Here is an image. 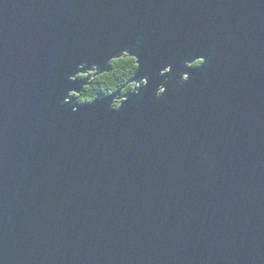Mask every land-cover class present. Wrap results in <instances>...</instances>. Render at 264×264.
I'll return each instance as SVG.
<instances>
[{
    "label": "water",
    "instance_id": "1",
    "mask_svg": "<svg viewBox=\"0 0 264 264\" xmlns=\"http://www.w3.org/2000/svg\"><path fill=\"white\" fill-rule=\"evenodd\" d=\"M0 264H264V0H0Z\"/></svg>",
    "mask_w": 264,
    "mask_h": 264
},
{
    "label": "trees",
    "instance_id": "2",
    "mask_svg": "<svg viewBox=\"0 0 264 264\" xmlns=\"http://www.w3.org/2000/svg\"><path fill=\"white\" fill-rule=\"evenodd\" d=\"M199 64L200 62L193 66H198ZM136 68L135 59L129 57L112 61L109 72L93 78L91 84L85 87L83 93L79 96V101L90 103L98 98L118 92L120 93V98H124L134 88L128 82L133 77ZM119 104L120 102H116L115 106L118 107Z\"/></svg>",
    "mask_w": 264,
    "mask_h": 264
}]
</instances>
